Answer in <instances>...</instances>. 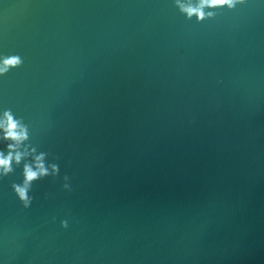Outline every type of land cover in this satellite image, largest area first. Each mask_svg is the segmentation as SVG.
Wrapping results in <instances>:
<instances>
[{"label":"water","instance_id":"95a60500","mask_svg":"<svg viewBox=\"0 0 264 264\" xmlns=\"http://www.w3.org/2000/svg\"><path fill=\"white\" fill-rule=\"evenodd\" d=\"M0 264H264V0H0Z\"/></svg>","mask_w":264,"mask_h":264}]
</instances>
